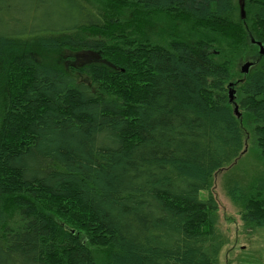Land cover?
Returning a JSON list of instances; mask_svg holds the SVG:
<instances>
[{"label": "trees", "instance_id": "trees-1", "mask_svg": "<svg viewBox=\"0 0 264 264\" xmlns=\"http://www.w3.org/2000/svg\"><path fill=\"white\" fill-rule=\"evenodd\" d=\"M247 2L248 22L237 0H0V264H218L215 174L247 133L264 164V0ZM63 49L106 63L39 59ZM225 185L264 227V176Z\"/></svg>", "mask_w": 264, "mask_h": 264}, {"label": "rangeland", "instance_id": "rangeland-1", "mask_svg": "<svg viewBox=\"0 0 264 264\" xmlns=\"http://www.w3.org/2000/svg\"><path fill=\"white\" fill-rule=\"evenodd\" d=\"M237 3L240 18L243 21L247 20V22L251 20L254 17V14L251 12L247 0H237ZM195 4L197 5V3ZM250 15L252 17L251 19ZM149 20L153 23L151 32H162L163 29H166V21H163L162 18L153 16L151 19L149 18ZM154 22L160 23L156 24ZM137 28L139 29L140 27L137 26ZM87 34L88 32H78L75 33L74 36H86ZM147 34L154 39L158 37L157 35H162L161 33L154 34L150 32H147ZM192 35L195 36L196 32H193ZM87 36H89V34ZM262 46L264 48L263 44ZM218 51V54L220 55L221 51ZM258 54H261L260 50H258ZM42 56H39L41 62L49 65L54 71L60 73L67 72L69 68H71L70 66H73L70 62V58L73 57L75 58L76 65L77 63H79L78 65H82L88 62L100 64L106 63L99 55L89 53L77 55L64 49L60 52L50 51L49 53L44 54L43 57ZM255 63L258 65L260 59H257L256 57L245 58L243 60L240 59L237 63V69L238 71L244 72L245 68H249V72L250 68L255 66ZM79 77V81L85 79L84 76ZM232 90H234L236 94V90L234 88H232ZM251 141L252 140L247 133L245 151L232 165L225 167L216 173L214 177L213 194L219 205V226L226 240L219 255L218 264H264V227L246 226L241 220L240 208L230 200L225 190L226 180L229 177L237 180L240 178L241 183H251L256 178L264 176V164L258 160V156L253 149L254 145Z\"/></svg>", "mask_w": 264, "mask_h": 264}, {"label": "water", "instance_id": "water-1", "mask_svg": "<svg viewBox=\"0 0 264 264\" xmlns=\"http://www.w3.org/2000/svg\"><path fill=\"white\" fill-rule=\"evenodd\" d=\"M252 43L253 44H257L260 47V53L262 55H264V48H263L262 44L259 43V42L257 43L254 40L252 41ZM248 69L249 68H245L244 73H247L248 72ZM229 97H230V102L233 103L235 101V91L232 90V87H231V89L229 91ZM235 113H236L237 116H239V111H238V107L237 106L235 107Z\"/></svg>", "mask_w": 264, "mask_h": 264}]
</instances>
